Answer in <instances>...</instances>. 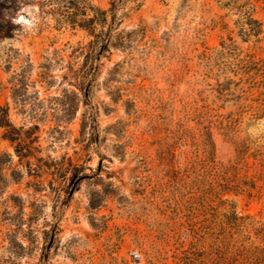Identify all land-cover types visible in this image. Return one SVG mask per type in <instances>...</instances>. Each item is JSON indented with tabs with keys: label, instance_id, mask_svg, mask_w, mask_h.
<instances>
[{
	"label": "rangeland",
	"instance_id": "rangeland-1",
	"mask_svg": "<svg viewBox=\"0 0 264 264\" xmlns=\"http://www.w3.org/2000/svg\"><path fill=\"white\" fill-rule=\"evenodd\" d=\"M63 5L0 0V106L57 163L0 128V264H264V0H119L77 81Z\"/></svg>",
	"mask_w": 264,
	"mask_h": 264
},
{
	"label": "trees",
	"instance_id": "trees-1",
	"mask_svg": "<svg viewBox=\"0 0 264 264\" xmlns=\"http://www.w3.org/2000/svg\"><path fill=\"white\" fill-rule=\"evenodd\" d=\"M55 1L57 2V4H65L63 5L64 9L61 12H58L59 10H57L56 12L59 16L58 19L60 22H68L73 27L82 28L87 32L89 36L93 38L86 45V47H78L73 51L74 58L79 55L84 57V63L78 69H74L73 66H70L68 68V76L77 81L80 77V70L85 69L89 71L92 76H94L98 68V61L105 54L108 48L109 34L107 33L108 31L105 28L107 26H110V23L108 22L107 14L108 12L113 11L115 3L119 0H112V2H110L111 7L109 8V10L100 9L98 7L92 6L89 3H85L83 9H80L77 0ZM79 15H83L85 16V18H83V20H77V17ZM251 21H253L258 26L260 25L257 20L251 18ZM2 31L3 27L0 25V33ZM84 66L85 69H82L84 68ZM76 99V92L65 88L63 89L62 98H57L56 100L60 101V103L65 106V111L67 112V114H69L70 111L72 112L76 110V106H74V102H76ZM0 128L4 131L2 137L8 140L13 145L14 153L18 157V160L20 162L25 160V164L28 167H31V164H33V162H31L30 159L34 158L36 160L35 164H37L42 170H50L51 167L57 165V163H54V161L52 160L48 162L35 156V151L37 150L36 147H33L32 144L37 140L36 137L30 136V132H32L30 130L32 129L23 131L22 127L14 126L9 118L8 106H0ZM7 158L9 162L12 161V158L9 154H7ZM62 160H64V157L62 158ZM70 164L71 163L69 160V165ZM56 171L60 173V177L62 179L60 186L62 187V191L65 194L64 200H66L75 192L80 181L83 178V175H79L77 171H70V176L67 177L66 174L69 171L68 167L63 168L60 166L59 168H56Z\"/></svg>",
	"mask_w": 264,
	"mask_h": 264
}]
</instances>
